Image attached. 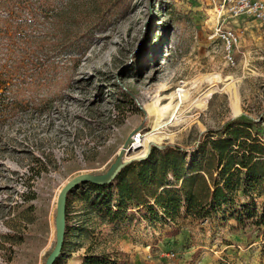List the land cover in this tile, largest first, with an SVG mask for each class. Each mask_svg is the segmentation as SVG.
<instances>
[{"label":"rangeland","instance_id":"1","mask_svg":"<svg viewBox=\"0 0 264 264\" xmlns=\"http://www.w3.org/2000/svg\"><path fill=\"white\" fill-rule=\"evenodd\" d=\"M220 5L47 0L39 26L26 32L40 48L20 46L25 33L18 31L10 36V55L0 47V74L6 65L23 70L0 95V234L7 236H0V264H44L55 243L59 191L78 174L106 172L129 136L150 131L146 104L163 107L179 87L187 96L176 118L157 130L167 137L148 141L144 153L130 143L128 158H142L153 145H192L206 129L264 110V25L218 21ZM27 17L11 16L10 23L20 26ZM222 25L240 33L234 63L216 35ZM70 208L81 205L72 201ZM76 213L69 223L92 230L68 237L60 264H81L88 245L95 253L123 254L128 264H264V226L184 217L111 226Z\"/></svg>","mask_w":264,"mask_h":264},{"label":"trees","instance_id":"2","mask_svg":"<svg viewBox=\"0 0 264 264\" xmlns=\"http://www.w3.org/2000/svg\"><path fill=\"white\" fill-rule=\"evenodd\" d=\"M44 3L47 0H35L34 4L32 0H0V47L9 55L8 47L14 46L10 36L15 31L25 33L17 42L20 46L40 48L41 43L32 41L26 32L39 26ZM24 12L28 21L20 26L10 23L11 16L21 17ZM7 67L10 66L1 67L0 95H6L11 80L23 71L16 67L8 73ZM72 201L80 203L79 211L70 210ZM76 212L85 220L93 216L101 224L111 226L140 220L150 227L176 224L181 217L198 222L218 219L242 226H264V110L256 117L242 114L217 128L206 129L189 146L153 145L147 156L131 160L112 182L80 184L69 192L64 242L54 264H60L66 245H71L69 236L92 230L91 226L69 223L70 214ZM0 236L7 238L5 234ZM81 258V264H128L125 255L95 253L90 245Z\"/></svg>","mask_w":264,"mask_h":264},{"label":"water","instance_id":"3","mask_svg":"<svg viewBox=\"0 0 264 264\" xmlns=\"http://www.w3.org/2000/svg\"><path fill=\"white\" fill-rule=\"evenodd\" d=\"M133 138L128 137L119 151L116 159L111 163L108 170L101 174L81 173L72 177L59 191L56 201V215H55V243L48 254L44 264H54L59 256L65 237V213L66 200L69 192L77 188L80 184L92 183L96 185H106L114 180L119 171L127 165L131 160L136 158H126V148L132 142ZM150 150V148H149ZM148 150V152H149ZM147 152V154H148ZM144 155L143 157L147 156ZM140 158V157H139Z\"/></svg>","mask_w":264,"mask_h":264},{"label":"built area","instance_id":"4","mask_svg":"<svg viewBox=\"0 0 264 264\" xmlns=\"http://www.w3.org/2000/svg\"><path fill=\"white\" fill-rule=\"evenodd\" d=\"M216 1V0H212ZM222 11V9H224ZM220 9L218 11V21L223 16V20L227 17L245 20L250 19L258 25H264V0H221ZM225 12L227 15H224ZM217 21V22H218ZM216 35L222 43L224 56L228 63H234L233 53L240 41V33L230 25L216 27ZM134 141L131 143H139L142 139L141 134L137 133L132 137Z\"/></svg>","mask_w":264,"mask_h":264},{"label":"bare ground","instance_id":"5","mask_svg":"<svg viewBox=\"0 0 264 264\" xmlns=\"http://www.w3.org/2000/svg\"><path fill=\"white\" fill-rule=\"evenodd\" d=\"M217 79H219V77H217ZM214 90L215 88L209 89L203 97L197 99L195 102H197L198 106L204 107L207 98H209L214 93ZM186 97V92H184V90L179 87L177 90L168 95L167 98L170 99V101L164 104L163 107L159 108L154 102L146 104L145 108L149 114V128H151V130L141 135L144 140L140 139L139 143H133L130 146V149L144 146L140 152L144 153L146 151L148 141L155 142L166 138L167 136L161 134L157 130L162 128L163 125L167 124L170 117L172 118L171 121L176 118L177 113L180 111L183 103L186 100ZM232 109L234 111L238 110L235 95L233 96ZM125 157L128 158V154Z\"/></svg>","mask_w":264,"mask_h":264}]
</instances>
